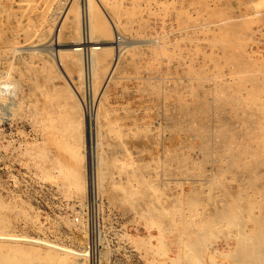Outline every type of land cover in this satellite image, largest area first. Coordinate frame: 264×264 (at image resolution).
Listing matches in <instances>:
<instances>
[{
  "label": "bare ground",
  "instance_id": "6f19581e",
  "mask_svg": "<svg viewBox=\"0 0 264 264\" xmlns=\"http://www.w3.org/2000/svg\"><path fill=\"white\" fill-rule=\"evenodd\" d=\"M70 1L68 3L67 0H0V68L2 62L8 60L9 55H17L20 51V47H16V44L21 39L31 43L48 38L52 32H55L54 29H57L56 25L62 18L59 37L70 39L71 42L70 48L60 50L59 58L72 78L73 74L76 75L79 87L85 85L83 83L87 78L92 79L94 97H96L101 85L99 73L104 69L107 60L109 64L111 55V49L107 48L108 46H105L106 48L103 47L104 45L94 46L97 44L96 39L112 38L117 30L122 36L134 42L137 41L136 46L133 44L121 54L120 58L118 56L114 75L112 78L110 75L111 80L101 93L97 105L95 119L98 148L96 158L94 157V162L91 163L93 176L95 175V181L97 180L95 190L97 189L99 194L106 193L108 188L118 182L123 186L122 193L129 203H131L130 191L148 197L151 204L157 202L154 208L147 206L148 211L155 217L156 225L163 230L164 218H170L180 231V237L174 241L178 254L173 258V262L178 264H264V186L261 184L263 179L261 178L260 181L258 177L254 178L255 173L251 172L252 168L264 165V158L247 152L264 144V139L254 147L247 142L235 143L234 134L239 130L222 127L220 123L216 131L208 130L205 128L204 120L206 107L203 100L207 95L209 98L212 97L216 104L226 106L228 109L230 106L233 108L234 105L241 103H264V57H260L259 60L254 59L245 48L247 47L244 46L243 39L245 25L238 22L239 19L236 16H224L220 8L218 18L215 20L205 21L204 16L199 14L192 17L188 10L189 4L183 0H173V2L159 0L154 6L152 0H103V4L100 2L103 9L98 8L100 4L97 6L99 0L97 2L95 0ZM177 3L182 5L177 6ZM257 4L264 5V0H259ZM254 12L260 13L259 10ZM179 19H182V23ZM66 28L69 31H66ZM96 30L99 32V38H96ZM82 45L85 47H81ZM87 46H91L88 52ZM22 50L24 52L26 49L23 47ZM25 55H28L25 56L26 59L21 55L18 57L25 59L24 67L32 73L42 69L47 79L52 81L58 90L61 88L63 83L59 81L58 69L60 68L52 56L44 54L39 63L29 59L30 54ZM153 57L158 60L156 69L150 74L147 73L148 77L140 75L143 65L147 67ZM185 57L189 58L190 63L181 62ZM205 67L214 70L212 73H206ZM129 81L133 82L130 84L132 87L129 86ZM205 84L211 85L212 88L207 90ZM26 85L27 80L19 73H10V66L1 69L0 101H13V115L17 111H24L25 101L27 99L30 101L29 111L33 112L31 122L43 133L45 148H42V154L39 156L41 163L45 164L43 168L48 169L46 164H49L50 160L53 161L54 149L46 145L52 139L55 141L63 139L65 142H61V148L75 157L78 164L83 160V165L78 166L76 171L67 170L65 174L71 183L74 181L78 185L85 197L87 184L81 169L83 168L84 171L86 168V172L87 170L90 172L88 169L91 165L89 164L90 154L86 151L88 155H85L76 143L73 144L75 131L80 129L82 120H86L79 106V100L73 99V95L70 96L66 91L57 93L55 97L54 93L51 95L50 92H41L36 82H34V90L29 88L33 90L29 95L25 90ZM62 89L64 90L63 87ZM56 102H59L58 105ZM159 107L165 109L161 111ZM211 114V112L208 113V115ZM225 114H227L226 111ZM220 116L231 119L228 115V117L223 116V112ZM212 117L215 118V116ZM210 121L214 122L213 119ZM249 123L251 124V119L246 118L240 122V126H243L245 132L252 131L256 137L257 133L248 130ZM258 129V133L264 135V125L259 126ZM67 130L70 131L63 134ZM120 133L127 138V140L124 138V142H130L129 140L132 141L135 138L134 144L151 152L150 162L141 169L142 175L135 172L138 178H151L153 181V184H150L151 189L141 188L140 190L137 178L131 180L134 174L130 177L126 176L128 172L133 173V169L127 162L120 163L118 169L119 174L124 176L118 179L115 175L117 171L111 167L113 158L111 152L120 150L124 142L114 141L112 138H117ZM250 136L251 134L248 135ZM67 137L72 138V144L66 139ZM38 143L39 140L33 144V147ZM152 144H160L162 147L154 149ZM104 145H107L111 152H108ZM225 149L234 151L226 156ZM30 150L27 149V151ZM202 151L206 153L205 156H197V153ZM159 153L165 155H159ZM172 153L173 155L170 156ZM242 157L250 161L245 162V171L238 172L237 176L239 180L242 176L247 178L245 180L247 183H244L247 184L248 189L236 192L235 202L220 199L217 203L215 199V202L212 200L215 197L211 196L214 206H209L210 204L202 203L198 199L203 190L201 192L199 189H193L194 187L192 190H186L184 186L178 188L174 194L166 192L168 195H174L171 202L167 201L168 204L160 199L161 193L158 195V191L162 188L170 190V187L163 186L161 169L169 175L177 174L184 177L193 167L202 170L201 162L205 160L213 165H220L221 171L227 167L231 172L234 166L240 164ZM53 165L63 171L64 167L59 161L56 160ZM259 170L262 171L263 167ZM263 176L264 174L259 177ZM74 177L77 179H73ZM209 180L212 189L210 188L207 193L215 191L214 186L219 184L223 189L225 178L222 175L219 182L215 181V173ZM222 194L224 195V192ZM143 214L144 211L140 212V215L143 216ZM7 223L6 218L0 215V241H30L47 247L49 252L44 255L46 262L41 264H87L88 250L61 245L40 237L29 238V235L12 234L5 231ZM211 234L215 235L212 243L208 242L212 238ZM233 240L236 244L231 245ZM220 241L225 242L223 248L228 250L218 252V257L210 255V250H206L205 247L209 244H219ZM217 247L214 246L210 253L216 254ZM161 253L168 254L165 251ZM44 256L40 257L41 261ZM5 260L6 255L0 250V264ZM14 264H25V262Z\"/></svg>",
  "mask_w": 264,
  "mask_h": 264
},
{
  "label": "rangeland",
  "instance_id": "374dc122",
  "mask_svg": "<svg viewBox=\"0 0 264 264\" xmlns=\"http://www.w3.org/2000/svg\"><path fill=\"white\" fill-rule=\"evenodd\" d=\"M95 1L97 2L98 0ZM157 1L159 0H152L153 6L157 4ZM161 1L173 2V0ZM183 1L189 4L188 10L192 17H196L199 14L202 17L204 16L205 21L217 19V15L220 13L219 8L221 9V13L224 16L230 15L238 17V22H242L246 27L245 34L243 36V39L245 40L244 46H247L245 48L249 51L250 55H253L251 57L254 59L259 60L260 57H264V5L258 6L257 2L259 0ZM67 2L70 3L71 1L67 0ZM100 2L103 4V0H99L97 6L98 4H100L98 8L103 9ZM68 3L66 4L65 9L67 8ZM176 5L180 6L182 4L177 3ZM255 10H259L260 13L255 14ZM59 22L60 23L56 25L57 29H54L55 32H52V34H50L49 37L44 40H37L36 42L34 41L30 43L26 42L24 39H21L16 44V47H20V51L17 53V55H9L8 60L2 62L3 64L0 70L3 68H7V66H10V73H19L20 76L25 78L27 80L25 90L29 95L35 89L36 84L34 85V82H36L37 88H39V91L41 92H50L51 95L54 93L53 96L55 97L57 93L66 91L70 96L73 95V99L79 100V106L81 108V111L83 112L84 117H86V120H82L80 129L75 131L73 144L76 143L82 153H85V155H88V153L90 154L89 164H91L96 158V152L98 148L96 140L97 123L95 114L97 105L101 98V93L106 88L107 84L114 75V66L118 62L121 54H123V52L133 44L136 46L138 42L135 41V43L134 40L122 36L117 30H115V34L112 38L110 37L109 39L102 40L101 38H99V32L96 30V38L99 39H96L97 44H95L94 46L101 47L104 45L103 47L108 46L107 48L111 49V55L109 56L110 62L108 64L107 60L104 65V69L99 73L101 85L96 95V99V97H94L92 79H90V77L87 79L85 78L86 81L84 80L83 83L85 85L79 87L78 83L76 82V75L73 74L72 78V75H70V73L65 70V67L63 66L64 63L59 58L60 50H66L70 48L69 43L71 42L70 39H61L59 37L60 30L62 29L60 27V24L62 26V18H60ZM179 22L182 23V19H179ZM66 31H69L68 28H66ZM258 41L261 42L259 43ZM23 47L24 49H26L24 50V52L22 50ZM81 47L85 46L82 45ZM89 47L91 46L86 47L87 52ZM27 48H29V50H27ZM25 52L27 54H30L29 59L39 63H41L44 54H49L56 60L57 66L61 69H58L60 75L59 81H62L63 83L59 90L56 86L53 85L52 81H49L47 79V76H45L46 74L42 69L37 70V73H32L30 72V70H28V68L24 67V62H26L25 56H28L25 55ZM20 55L25 59L23 58L22 60L21 58H18ZM154 58L155 57L151 58L150 60L149 64L151 66H149L148 64L147 67H144L145 65H143L140 75H146V77H148L149 74L156 69V66H158L156 62L158 60L156 58L155 60ZM183 61L185 63H190L188 57H185L181 60V62ZM99 62H101V58H99ZM10 63L13 64L11 65ZM107 64L108 66H106ZM110 69L112 71V74ZM213 70V68L209 69V67L204 68V71H206V73H212ZM103 72L106 74H104ZM110 75L111 78H109ZM44 79L47 82L44 81ZM131 83L133 82L131 81ZM131 83L129 81V86L132 87V85H130ZM39 85L41 87H39ZM49 86H52L53 88ZM204 86L207 90L212 88V86L209 84H205ZM62 87L64 88V90L62 89ZM29 88L33 90H30ZM49 89L50 91H48ZM207 97H205V99L203 100V102H205L204 106L206 107L204 108L206 109V111L204 112L206 115L204 117L206 129L216 131L220 126L235 128L239 131H236V133L234 134V142H247L248 145L250 144L253 147L257 146L258 142L263 141L264 135L258 133V127L264 125V103H241L234 105L236 107L233 106V108L230 106L228 109V107L226 106H223L221 104H219V106L218 103L216 104L212 100V97ZM12 103V100L0 101V215L4 216L8 221L7 226L5 227V231L12 234L16 233L18 235H29V238L40 237L57 242L61 245H66L81 250H88L89 256L87 264H178L177 262H173V258L177 257L176 255L178 254L177 245L176 243H174V241H177L180 237V231L177 229V225L173 224L172 219L170 218H164L165 227L163 230H160V228L156 225L155 217H153L151 215V212L148 211L147 206H151L154 208V204H157V202L151 204L149 203L148 197H143L141 193H135L134 191H130L129 189V197L131 199V203H129L128 200L124 198V194L122 193L124 192L123 186L118 182L112 185L111 188H108L106 193L103 192L102 194H99L97 189L95 190L97 180L95 181V175L93 176L94 173L92 171V164L90 165V168H88L90 172H88V170L86 172V168L84 169V171L83 168L81 169V172H83L85 176V184H87L84 197L78 185L75 184L74 181L73 183H71L69 181L70 179H68L65 174L69 170L76 171L78 166L81 167L83 165V160H81L78 164V161L75 160V157L61 148V142H65L63 141V139H58L56 141L55 139H52V141L50 143H47L46 145L54 149L53 161L50 160L48 161L49 164H46L48 169L43 168V165L45 164L41 163L39 159V156L42 154V148H45L43 146V133L39 131L31 122V115L33 114V112L30 113L29 111V106L31 103L27 99L25 101V110L21 112L17 111L14 115L12 113L14 108ZM57 103L59 102H56V105H58ZM206 103H209V107ZM255 106L256 108H254ZM211 107L214 108L212 109ZM159 108L158 109L161 111L165 109L161 107ZM222 108L224 109L221 110L223 112V116L228 115L231 119H226L220 116L222 115V112L220 111V109ZM225 111L227 114H225ZM230 111H233L231 112L232 114L230 113ZM234 111L236 112L234 113ZM209 112H211L212 114L208 115ZM235 114L237 115L238 120L236 119ZM216 115L219 117H217ZM212 116H215V118ZM113 118L116 119V117ZM208 118L210 120L213 119L214 122L210 121ZM242 118L251 119V124H248V130H253L255 134L257 133L256 137L252 133V131H246V133L243 126H240V122L243 120ZM223 123H227L225 124L226 126ZM122 128L125 129V127ZM69 131L70 130H67L66 133L63 132V134H67ZM243 133L244 135H242ZM249 134H251L250 137H248ZM70 138L67 137L66 139L72 144V138ZM124 138H126L125 135L123 133H120L119 135H117V138L115 137L112 139L114 141L118 140L120 142H124ZM38 140L39 143L33 147V144ZM133 140L135 143V138H133L132 141L129 140L130 142L125 141L119 148L120 150H114V153L109 150L107 145H104V148L108 150V152L110 151L113 156L111 160V167L114 171H117L115 172V175L118 176V179L124 176L123 174H119L118 172L120 163L127 162L128 165L133 169V173L130 174L128 172L126 176L128 175L130 177L132 176V174H134V176H132L133 179L131 178V180L133 181L137 178V184L140 190L141 188L151 189L150 184H153V181L150 177L148 179L145 177L138 178L135 176L136 173H140V175H142L141 169L143 168V166H145V164L150 162L149 155H151V152L142 149L138 146V144H134ZM152 146L154 147V149L162 147V145L160 146V144H152ZM28 148L31 150L27 151ZM122 148L123 150H121ZM225 150L224 153H227H225L226 156H229V154L234 151L228 149L226 151ZM86 151L89 152L87 153ZM247 152L250 154H255L260 158H264V144H262L261 146H257L256 149H251ZM205 154L206 153L202 151L197 153V156L201 157L203 155L202 157H204ZM159 155L165 154L159 153ZM171 155H173V153L170 154V156ZM242 158L243 159L240 160V164H238V166H234L231 172L228 171L227 167H225V170L221 171L220 165H213L210 161L205 160L204 162H201L202 170L193 167V169H190L191 171L189 170V174L184 175V177L177 174H175L174 176L171 174L169 175L167 172L161 169L160 172L163 186H165L166 188L170 187V190L167 191L165 188H162L158 191V195H160L161 193L160 199L163 200V203L165 202V204H168L167 201L171 202L174 199L173 194L176 193L177 189L184 186L186 190H192L193 187V189H199L201 190V192L203 190V193L198 196V199H200V202L202 201V203L206 202V204H210L209 206H214L212 203L213 201L215 202V200L217 201V203H219L218 201H220V199H224V201H227V199H229L235 202L237 200L235 195L240 191H245L248 189L247 184H245L247 183V181H245L247 180V178L242 176V178L239 180L237 176L238 172L245 171V162L250 161V159L244 157ZM56 160L63 165V171L60 170L59 167L53 165ZM85 161L87 163L86 156ZM262 167H254L251 169V172L255 173V175L257 174L256 176H253L254 178L258 177L257 179L260 181L261 178L263 179L261 184L264 186V176L259 177L264 174V165ZM259 169H261L263 172ZM212 170L213 173H215V181L219 182L221 179V175L225 178L223 187L224 190L221 188L220 184H214L216 185L214 186L215 191L207 193V191H210V188L212 187V184L209 180L213 174ZM73 179L77 178L74 177ZM230 184L231 187L229 188ZM221 191L224 192V195H226V197L222 194ZM229 191H232L231 193L233 195ZM166 192H172L173 194L168 195ZM155 194L157 195L156 192ZM211 196L215 198H212ZM230 197L233 198L231 199ZM211 198L213 201L211 200ZM249 199L252 200L254 198ZM142 211H144L143 216L140 215V212ZM93 226L95 229L94 232H91L90 230ZM210 237H212V240L209 239L208 242H214L215 235L211 234ZM220 242L219 244H209L211 246L208 245L207 247H205L207 248L206 250H210V252H212L214 246L217 247L218 245L217 253L213 254L209 252L210 255L218 257L220 252L228 250L227 248H223L225 242ZM230 244L233 245L236 243L233 240V243L231 242ZM0 250L6 255V260L1 264H14L16 262L23 261L25 262V264H41V262H46L44 255L49 252L47 247L38 243L13 240H1ZM166 250H168L169 252ZM162 251H165L168 254H163L161 253ZM41 256H44L42 261L40 258Z\"/></svg>",
  "mask_w": 264,
  "mask_h": 264
},
{
  "label": "built area",
  "instance_id": "2783aa9c",
  "mask_svg": "<svg viewBox=\"0 0 264 264\" xmlns=\"http://www.w3.org/2000/svg\"><path fill=\"white\" fill-rule=\"evenodd\" d=\"M94 229H95V228H94V226H93V227H91V230H90V231H91V232H94Z\"/></svg>",
  "mask_w": 264,
  "mask_h": 264
}]
</instances>
